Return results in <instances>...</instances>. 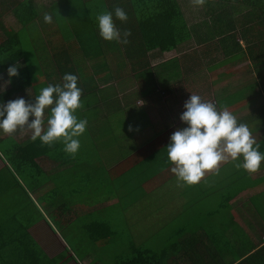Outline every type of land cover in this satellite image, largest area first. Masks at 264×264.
Returning a JSON list of instances; mask_svg holds the SVG:
<instances>
[{
	"label": "crops",
	"instance_id": "obj_1",
	"mask_svg": "<svg viewBox=\"0 0 264 264\" xmlns=\"http://www.w3.org/2000/svg\"><path fill=\"white\" fill-rule=\"evenodd\" d=\"M238 4L224 5L223 11L214 0L199 6L192 0H0V84L9 79V33L23 57L16 63L18 73L32 68L46 73L13 98L8 93L18 75L11 78L4 90L0 85V101H31L40 88L60 82L61 72L75 71L82 90L76 115L87 121L75 155L65 154L59 142L39 144L24 129L0 133V175L17 166L16 181L38 217L30 222L20 211H0V245L32 240L46 248L53 263L55 247L72 248L69 260L63 257L59 264H76L73 249L82 257L79 264L98 263L104 257L99 253L112 244L156 254L162 249L165 264H239L264 245V161L247 173L229 159L185 186L170 172L164 150L170 134L185 126L179 115L190 94L227 108L248 126L256 144L264 143V65L256 67L249 55L254 45L258 52L264 30L256 27L259 17L252 8ZM115 6L127 14L125 22L114 18L121 32L130 33L127 44L104 41L97 33L96 15ZM28 7L36 13L29 25L46 36L42 44L34 33L26 48L18 38ZM45 12L51 23L43 22ZM157 14L159 26L170 15L174 22L176 31L169 36L178 45L170 51L149 49L166 32L148 26ZM230 22L236 31L228 32ZM248 22L254 28L243 39ZM81 49L82 61L76 56ZM143 73L148 79L137 85ZM9 139L12 147L3 149ZM14 147L19 154L10 161ZM112 208L116 222L104 217ZM154 222L162 224L158 230ZM51 226L64 234L54 235ZM87 255L93 257L85 260ZM9 257L1 251L0 264Z\"/></svg>",
	"mask_w": 264,
	"mask_h": 264
},
{
	"label": "clouds",
	"instance_id": "obj_2",
	"mask_svg": "<svg viewBox=\"0 0 264 264\" xmlns=\"http://www.w3.org/2000/svg\"><path fill=\"white\" fill-rule=\"evenodd\" d=\"M192 3L199 6L204 0H192ZM114 18L125 22L127 14L119 6L99 12L95 17L97 33L104 41L127 44L130 33L121 32ZM42 19L44 23L52 22L47 12ZM19 67L16 63L7 67L9 79L0 84L3 90L11 78L18 75ZM81 91L77 76L65 73L60 82L40 88L30 102L23 97L0 101V133L11 134L24 129L30 131L32 140L39 139L47 146L59 142L65 154L75 155L80 146L79 137L87 125L85 119L76 115ZM179 121L185 126L175 129L164 147L166 163L178 184L195 185L205 172L217 169L221 162L229 159L247 173L255 172L264 161V153L258 150L259 145L252 139L248 126L238 123L227 108H218L199 95L190 94L183 103Z\"/></svg>",
	"mask_w": 264,
	"mask_h": 264
},
{
	"label": "trees",
	"instance_id": "obj_3",
	"mask_svg": "<svg viewBox=\"0 0 264 264\" xmlns=\"http://www.w3.org/2000/svg\"><path fill=\"white\" fill-rule=\"evenodd\" d=\"M206 2L209 1H213V0H204ZM217 1L218 3L221 4V7H219V9H223L224 5H227L229 7H231L232 9H235L236 6H239V2L243 1L244 4L246 6H249L250 8H252V12H254L255 14L258 15V19L256 21V27H262L264 30V0H214ZM29 9L26 10V18L24 20L25 26H28L29 23H31L33 21L32 18H34V16H36L35 11H32V8L28 7ZM225 9H223L224 11ZM28 11V12H27ZM28 16V17H27ZM247 20L249 18L246 17ZM163 19V18H162ZM171 15L169 16L168 19H166L165 22H162V25L159 26L157 21H161V15L157 14L154 16V18H152L151 23L152 24H148V26L153 27V29L151 31H154L155 33L158 31H166L165 34H163L162 38H157L154 39V42L157 43H153L151 45V48L149 49H159L163 52L166 51H170L174 48H176V46L178 45V42L176 41V39L173 37L174 36V31H176V28L174 26V22L171 23ZM218 22H221L220 20H218ZM250 22H248L249 24ZM230 24L228 25L229 30L228 32H233L236 31V27L234 25L233 22L227 23ZM169 25V28H168ZM184 26L188 27L187 24H184ZM247 26V27H246ZM244 27V33L241 34V37L244 39L245 37V33L248 32L247 29H249V31H251L254 27V25L252 26L251 24L246 25ZM161 28H166V30H163ZM169 35H173V36H169ZM11 37L12 35H10V43L11 45ZM15 37V36H14ZM168 37L170 38V41L168 40ZM187 38V37H186ZM246 40V39H245ZM250 41V40H246ZM259 49L257 52V48L256 45L253 46V48L251 49L250 52V58L252 59V63L257 67V66H262L264 65V41H262V43L258 44ZM9 47V46H8ZM249 48V47H248ZM251 48V47H250ZM15 50L14 47H9L8 49V53L12 52L10 54V58H9V62H8V66L13 64V63H17V61L19 60V58H23L21 51L19 49L15 50L18 51L19 54L17 57L16 55L13 56ZM72 74L76 75L75 71H71ZM61 77L63 76V72L60 73ZM32 83V79L31 77L28 76V73L26 72H21L18 73V76L15 78V80H13L12 82V86L11 89L9 90V98H13L14 96L25 92L28 88H30ZM41 142H39L40 144ZM259 149L260 151L264 153V143H259ZM36 146V145H35ZM18 151L17 149L14 147V149H10L9 152V160H15L16 157L18 156ZM15 169H17V166H15ZM115 243V242H114ZM4 245H0V252L1 251H5L7 256L10 255V257L8 259L4 260V263L1 264H59L57 262V259L60 260V258L56 259V262L53 263L52 259H49L48 255H40L38 252L33 251L32 254H30V248H32V250L34 248H39L32 240H26L22 243V245L20 246H15V247H6ZM122 248V247H121ZM131 248V250H130ZM63 251L65 252V254L69 255L68 250L63 249ZM131 251V252H130ZM120 253L127 255L126 258L119 257L118 259L120 260L119 264H165L164 260L162 259V257L156 253L140 248L139 246H132L129 247L128 250H123L120 251ZM44 254V253H43ZM93 257V255H87L85 256V260H87L88 258ZM116 264H118V260L117 262H115ZM91 264H104L103 260L101 259L100 262L96 263V259H95V263H91ZM239 264H264V245L262 247H260L258 250H256L254 253H252L251 255H249L248 258L242 260L241 263Z\"/></svg>",
	"mask_w": 264,
	"mask_h": 264
},
{
	"label": "rangeland",
	"instance_id": "obj_4",
	"mask_svg": "<svg viewBox=\"0 0 264 264\" xmlns=\"http://www.w3.org/2000/svg\"><path fill=\"white\" fill-rule=\"evenodd\" d=\"M50 12H51V10H50ZM59 12H61V10ZM34 26H35L34 24H30V25L26 26L25 30L21 31V33L19 34L18 42H21L22 45L26 48L28 47V44L32 41L33 34L35 33L36 37L39 35V34H37L38 32L33 29ZM77 31H78L77 34H79L80 33V27L77 28ZM10 35H11V33L8 34V36H10ZM66 35H69V33H67ZM45 36L46 35H43V34H40L38 36V39H40L42 41V44L44 43L43 39H45ZM76 38H77L76 41L79 42L80 41L79 36L76 35ZM11 42L13 44L12 40H11ZM9 47H14V46L9 44ZM82 48H83V46H82ZM13 51H15V50H13ZM11 53L12 52H10V54ZM76 56L78 59H80L82 61L83 59L86 58L85 50L84 49L79 50L78 55H76ZM9 57H10V55H9ZM74 57H75V55L72 56V58H74ZM4 58H6V56ZM46 58H48V57L46 56L44 58V60ZM107 58H109V57L104 56L105 60H107ZM112 61H114V57L109 59V62H112ZM44 74H46V73H42L39 70L37 71L35 68H32V71H30L28 73V76L31 77L33 83L36 85L37 80L42 78L44 76ZM146 76H148V74H144V73L142 74L140 83H139L138 79H136L137 85H141L144 82L145 78L148 79ZM149 76H151V74H149ZM134 77L139 78L140 74L136 73V74H134ZM134 77H132V80L135 79ZM152 87H156V85H154ZM28 101L30 102V99H28ZM6 146H9V148L12 147V140L11 139H9V141L7 143H3L2 148L4 149V148H6ZM0 147H1V144H0ZM0 158L2 159V157H0ZM17 171H18V169H15V167L13 165L10 167L9 172H7V170L5 169V170H3V172L0 175L1 176V178H0V211H20L19 217L24 218L25 220L29 219L30 222L31 221L35 222L38 220L37 213H36L37 210H36V208L33 207L32 201L30 200V198L26 194V192H23L22 185L17 183V181H16V178H17L16 176L18 174ZM25 187H27V185H25ZM156 212H159V211H156ZM168 212L169 211H166L164 216H167ZM104 217H106V219L113 220L116 222L115 209L112 208L110 210L105 211ZM156 218L157 217H155V219ZM161 225H162L161 223L157 224L154 222L153 228L155 230H158V228ZM51 227L55 230L53 232L54 235H59V234L63 235L64 234L63 229H59L57 226L56 227L51 226ZM115 227H116V225H112V228H115ZM43 230H45V229H43ZM45 234L50 236L51 233L49 231L45 230ZM153 238H155V237H153ZM150 243H151V241H150ZM71 250H72V248L69 249L70 252H71ZM33 251H34V253L38 252L40 255H43V256L47 255L46 254V248L39 247V248H34L33 250H32V248H30V254H32ZM69 251H68V253H70ZM120 251H123V250L116 249L115 244H112V246L109 245L108 248L105 247V249L102 251V253L100 252L99 254H100V256H101V254H103V256H104V257L101 256V259L103 260L104 264H116L115 262H117V260H118V264H119L120 263V260L118 259L119 257H122V255H123V258L127 257V255L120 253ZM158 251H159V253H161L162 249H158ZM55 252H57L56 257L60 258L62 260H63V257L68 256L67 254H65V252L63 250L59 251V248H57V247H55ZM73 252H74V256H73L74 262L76 264H79L78 260H80L82 257L79 255V252L77 249H73ZM66 259L69 260V257H66ZM58 260L59 259H57V262H58Z\"/></svg>",
	"mask_w": 264,
	"mask_h": 264
}]
</instances>
